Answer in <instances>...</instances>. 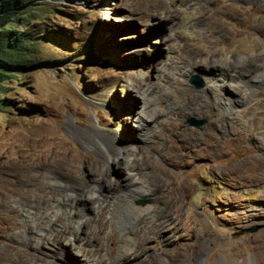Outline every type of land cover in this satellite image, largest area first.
<instances>
[{
  "label": "rangeland",
  "instance_id": "rangeland-1",
  "mask_svg": "<svg viewBox=\"0 0 264 264\" xmlns=\"http://www.w3.org/2000/svg\"><path fill=\"white\" fill-rule=\"evenodd\" d=\"M197 1L36 0L41 4L17 20L18 31L42 35L36 54L41 64L11 76L0 89V227H4L0 264L35 263V248L47 254L41 264H67L64 257L75 247L68 244L75 243L72 232L80 234L82 242L89 244L86 249L101 261H113L133 237L146 240V253L139 257L142 264H229V260L264 264V108L248 105L243 113L248 127L238 123L231 108L223 104L185 117L168 114L173 105L174 110L183 105L173 99L162 106L166 126L163 132L158 128V137L144 141L145 135L135 126V112L144 106L136 89L126 90L128 85L137 81L155 88L167 85L169 93L179 99L169 66L176 59L190 58L195 69L183 77L185 88L202 94L214 79H221L218 64L232 66L218 60L214 49L248 40L259 44L245 70L255 81L244 77L250 84L242 82L241 92L228 90L264 105V3ZM186 2L187 12H197L204 24L189 30L206 34L207 46L213 47L210 53L198 37L187 32L190 23L184 22L180 9ZM161 3L168 4L169 19L158 14ZM192 77L197 84L191 82ZM155 97L147 111L157 116L159 98ZM218 116L231 117L239 125L234 130L226 124L221 132L215 130L210 121ZM252 131L253 137L249 136ZM181 133L198 139L193 151ZM106 134L114 135L116 143L129 150L131 160L138 164L140 180L106 158L97 145ZM216 142L219 151L210 149ZM154 143L156 147L150 145ZM123 153L120 149L116 157ZM176 153L182 156L174 166L170 161ZM76 154L100 160L99 174L107 169L112 181L106 177L94 183L97 172L79 163ZM205 167L226 189L215 199L202 175ZM68 175L86 184H74L78 194L65 204L61 192ZM49 176L61 182L57 190ZM144 182L159 188L155 202L141 197L148 192ZM97 183L98 187L90 186ZM254 188L261 191L249 198L247 190ZM194 190L201 192L199 202L191 198ZM58 196L56 208L47 204ZM41 202L43 207L37 206ZM150 205L152 214L163 210L171 217L156 235L144 228L147 219L139 226L136 222ZM61 230L69 233L61 238L57 235ZM77 257L85 263L87 251Z\"/></svg>",
  "mask_w": 264,
  "mask_h": 264
},
{
  "label": "bare ground",
  "instance_id": "bare-ground-1",
  "mask_svg": "<svg viewBox=\"0 0 264 264\" xmlns=\"http://www.w3.org/2000/svg\"><path fill=\"white\" fill-rule=\"evenodd\" d=\"M248 1H257L258 3H264V0H248ZM187 3L188 2L184 3L183 6H180V9L182 11V18H183L184 22L187 25H188V23H190L188 25V27L186 26L187 32L190 33L191 35H195L196 37H198L199 42L202 43L203 48L206 50L207 53H210L212 51L213 47L212 48H209L207 46V40L205 38V35L206 34L205 35L203 33L194 34V33H192L189 30L190 27H197V28L199 27V29H201V26H203L204 24H203V19L199 16V14H197V12L196 13H188L187 12V10H186L187 8L185 6ZM199 3H200V0L197 1V2H195V4H199ZM167 6H168V4H162L161 3L159 5L158 14L162 15L163 16L162 18L169 19L171 15L167 12V10H168V7ZM209 33H211V32H209ZM258 45H259L258 43L254 42L252 40H248L245 44H235L233 47L226 46V45H221L220 47L214 49V51H217L218 52V55H217L218 60H220L221 62L222 61L223 62H226L227 64L232 65V66L231 67L230 66L225 67L222 64H218V65L216 64L218 66L219 70H220L219 75H220V78L221 79H217L215 77L216 78V79H214L215 81L213 83L211 82V85H208L207 86V88H206L207 92L206 91L205 92H202L201 91L202 94L200 92H194V91H192L190 89H187V87L185 88V82H184L183 77L190 75L194 71V69H195V62H193L192 60H190V58L189 59H187V58L186 59H184V58L183 59H176V60L172 61L171 65L169 66L170 70L174 74V77H173L174 79L172 81L173 82L172 84L176 87V90H179L180 91L178 93V95H179L178 98L179 99H177V95L174 96V94L169 93V91L166 89V88H169V86L167 87V85H164L163 86L164 88H155V87H152V85H150V84H149L150 86L144 84V82H142V81H137L136 83H133V85L132 84L131 85H128V87L126 88V90L128 89L127 91H129V90L131 91L132 89H136V92H138V94H139L138 95L139 98L142 99V102H143V106H144L143 108L144 109L142 111L140 110V111L135 112V115H134L135 126L139 129V132L141 134L145 135V138H143V140L146 141L147 139L150 140V139H153L154 137H158L157 136L158 128H160V130H162V128L164 126H166L164 124L165 120L162 119L163 118V115L166 114V113H163L162 106H163L164 103L167 104V102H170L173 99H174V102H175V100L176 101L181 100L180 103H183V105H180V106L177 105L178 107L176 108V110L172 109V108L175 107V105H173L172 108L170 107L169 110H171V111H169L168 114L170 113V114L175 115L174 113H178V114L180 113L182 116L185 117L186 115H189V114L190 115L191 114H197V112L204 111V110L207 111V110H209V109H211V108H213L215 106H222V104H223V106H228L229 108H231L230 112H231V114H234V118H237L236 120L238 121V123L244 124L246 126L248 125V127H251L250 123H247L249 121L247 119L248 117L247 118L246 117H243V113H244L245 109L248 107V105H251V107H254V109H258V108H261V107L264 108V105L262 103H260L258 100L255 101L256 99L255 100L254 99L253 100H246V99H242V98L236 97L234 95V93L241 92V90L243 88V85L241 86L240 84L242 82H244L246 84H250V83L244 81V77H250L251 83L255 81L254 78H252V75L250 73H248V71L245 72V70H247L246 69L247 68L246 66H248V64H251L252 63L249 60L250 59V55L251 54H254L257 50H259V46ZM261 59H264V58H261ZM205 64L209 65L208 63H205ZM257 65H258V63H257ZM259 65H261V64H259ZM261 66L264 67V65H261ZM162 76L165 78V75L164 74ZM230 88L234 91V93H233V91H229L228 90ZM164 89H166L167 91H165ZM223 92L226 94V97L223 96V94H222ZM203 93L205 95H208L209 99H211V101H210L211 103L206 100V97L204 96ZM155 96H158V98H159V100L157 102V105L159 106V110L157 111L158 112L157 113V116L156 115H151L147 111V108L148 107L154 105L153 103H154V98H156ZM220 109H222V108H220ZM225 116H227V115H225ZM210 123H211L212 127L215 128V130H219L220 132L224 129L225 124L228 127V129L233 128V130H234L235 127H237V125H239L237 122H235V120L233 121L231 117L229 118V117H221V116H218L217 118L215 117L214 119H212L210 121ZM263 125H264V122H263ZM170 126H169V128H170ZM209 127H211V126H209ZM263 131H262V133L264 134ZM162 132H163V130H162ZM165 132H166V129H165ZM252 132L253 133H251L249 135L251 137H253V135L255 134L254 131H252ZM106 135L107 136H105V135L101 136L99 138L98 144H97L98 147L102 150V152L106 156V158H108V160L111 159L110 161L113 160L115 162V164L117 166H119L120 168H124L127 172H129V174H131L134 177V179H139V172H138L139 171V168L137 166L138 164L135 163V162H133L131 160V156L127 153L129 150L128 151H125V149H127V148H125L126 147L125 145H120V144L116 143L115 136L114 135H111V134H106ZM181 135H182V137L184 136L183 137L184 141L190 146L189 147V148H191L190 149V152L193 151V147L198 142V139L197 138H193L194 136L191 137V138L186 137L184 135V133L183 134L181 133ZM259 137H260V135H259ZM165 138L168 139L167 136ZM163 140H165V139H163ZM212 140H214V139H212ZM155 142H156V140H155ZM155 144L156 143L150 144V145H153L154 146ZM198 146L199 145L197 144V147ZM155 147H156V145H155ZM211 148L214 149V150L219 151L220 144L218 142H216V144L214 143L213 147H210V149ZM261 148H262V146H261ZM120 149H123L124 150L123 156L122 157H120V156L119 157H116V153L119 152ZM131 150H133V149H131ZM220 151L223 153L224 150L223 151L220 150ZM260 152H262V151H260ZM260 152H259V155L261 154ZM196 153H197V151H196ZM262 153L264 154V152H262ZM208 155H210V154H207L206 157ZM76 156H77V158L79 160V163L83 162L84 164L88 165L91 168L92 173L93 172H97L96 175L93 178L95 180L94 183L97 182V181L99 182V181L105 179L106 177H107L106 179L108 181H112V179H110V177H108V170L107 169L102 170V173L99 174V172L101 171V168L103 167V165H102V163H101L100 160H98L97 158H95L93 156H89V155L88 156H81L80 157L78 154H76ZM133 156H135V152H134V155ZM180 156H182L181 153L174 154V156H173V158H172V160L170 162L172 164H174V166L179 165L180 164V162H179ZM226 158H228V156ZM171 167H173V166H171ZM209 170H208L207 167H205L204 170L202 171V175L206 179V181L208 183H210L209 186H208V188H209L210 192L212 193L211 196H213V198L215 199V198L219 197L222 193H224L226 191V189H225V187L221 183L219 184L215 180L212 179ZM236 177H237V175H236ZM48 180L51 182L52 186L56 190H57V187L59 186V184H61V182L59 181V179L57 177H55V176H49L48 177ZM66 180H68V183H64L63 184L64 185V187L62 189L63 192H61V193H64V195L62 194L63 195V198H62L63 203L65 202V204H68V203H66L65 200L71 201L70 200V197L73 198L72 195L78 194L76 192V188L74 187V184H80V185H83L84 186V184H86V183H84V181L81 178L75 177V176H72V175H68V177L66 178ZM144 183H146V186H145L146 188L145 189H148V192L141 194V197H148L149 199L154 200L153 202H155V200L159 198V196H158V193L160 191L159 188L154 187L149 182H144ZM90 186L91 187L92 186L98 187V183L97 184H91ZM183 188L185 189L186 186L184 185ZM93 190H95V189H93ZM259 190L255 189V188L254 189L247 190V196L249 198H255L256 195H258ZM145 191H147V190H145ZM58 193L59 192L57 191V194ZM92 194H96V192L95 191H92ZM160 194H161V192H160ZM60 195L61 194L59 193V196ZM200 196H201V192H199V191H195L194 190L191 193V198L194 201H196V202H199ZM60 199H61V197L55 199L56 201L55 200L52 201V200L49 199V200H47V204L49 206H51V207L56 208L59 205V200ZM37 206L43 207L42 202L39 203V205H37ZM118 207L120 208L119 205H118ZM152 207H153V205L152 206L150 205L149 207H147L146 209H144V211H147V212H145V214H143L142 212H140L141 214L139 213V216L137 217L136 222H138V226H139L141 223H143L145 221V219H147L146 220V223L144 224L145 225L144 228L147 230L148 234L150 233V235L151 234L152 235H156L158 233V231H160V229L163 228V226H168V224H169L168 221L170 220L171 217L170 216H167L163 212V210L162 211L159 210L160 211L159 212V215L152 214L151 209L154 208V207L153 208ZM98 208H100V205L98 206ZM123 209H125V208H123ZM123 209H121V210L123 211ZM127 209H130V207L128 208V204H127ZM154 210H153V212H154ZM0 220H1V218H0ZM2 224H5V223H2ZM3 228L0 227V232L2 231ZM6 228H7V226H6ZM66 232L69 233L68 230H61V231H59V234H57V235L58 236H61V238H62L64 235H66ZM71 235L74 236L73 240L75 241V243L73 241H70L68 244L70 246H72V248L74 246L75 247L72 249L73 251H71L70 253H68L69 255H66L65 257L63 256L66 259V263L67 264H142L143 263L142 259H139V257L142 256V255H144V253H146V247L144 246V243H143V241L145 240L144 238H142V239H144L143 241H139V240H136L137 238L134 239L133 237H129L125 241V244H123L121 251L116 254L117 256L114 258V260L111 261V262H109V261L107 262V261H101L100 258H96L95 252H92L91 249H88V250L86 249V247H88L89 244H87V242H82L83 238H82V236L80 234L76 235V234H73V232H72ZM150 235L148 237H150ZM151 239H153V237ZM166 242H168V241H166ZM82 251L83 252H86L87 251L88 257H87L85 263L81 262L80 258L77 257V254H79ZM34 253H35V255H34V259L35 260L34 261H36V262L35 263H31V264H41V262H43L41 260H43V258L45 259V256H47V254L45 252H43V250L38 249V248H35V252ZM24 254H27L28 255V254H31V253L25 251ZM148 257H152V254H149ZM39 261H41V262H39ZM227 262L229 264H232L233 263V260L232 261L229 260ZM24 263L25 264H28L29 261L24 262ZM186 263L189 264V262H186ZM51 264H54V263H51Z\"/></svg>",
  "mask_w": 264,
  "mask_h": 264
},
{
  "label": "trees",
  "instance_id": "trees-1",
  "mask_svg": "<svg viewBox=\"0 0 264 264\" xmlns=\"http://www.w3.org/2000/svg\"><path fill=\"white\" fill-rule=\"evenodd\" d=\"M38 4L36 0H0V89L11 76L41 64L36 54L42 35L15 29L22 14Z\"/></svg>",
  "mask_w": 264,
  "mask_h": 264
},
{
  "label": "water",
  "instance_id": "water-1",
  "mask_svg": "<svg viewBox=\"0 0 264 264\" xmlns=\"http://www.w3.org/2000/svg\"><path fill=\"white\" fill-rule=\"evenodd\" d=\"M191 82L197 84V82H196V77H192V78H191ZM197 86H198V85H197ZM254 230H255V229H252L251 231H254Z\"/></svg>",
  "mask_w": 264,
  "mask_h": 264
}]
</instances>
